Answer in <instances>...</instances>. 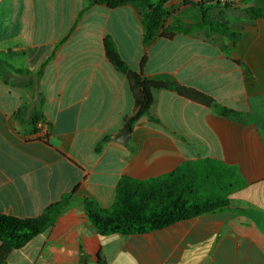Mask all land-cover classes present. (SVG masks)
Here are the masks:
<instances>
[{"label": "crops", "instance_id": "obj_1", "mask_svg": "<svg viewBox=\"0 0 264 264\" xmlns=\"http://www.w3.org/2000/svg\"><path fill=\"white\" fill-rule=\"evenodd\" d=\"M93 1L0 0V212L36 218L71 194L55 225L6 264H264V18L245 11L264 0L167 2L161 32L206 18L229 27L236 44L207 28L145 44L139 4ZM106 41L133 71L245 116L161 89L155 121L141 118L118 142L136 102ZM201 163L234 170L228 207L130 235H101L87 217L84 200L112 207L124 179Z\"/></svg>", "mask_w": 264, "mask_h": 264}, {"label": "trees", "instance_id": "obj_2", "mask_svg": "<svg viewBox=\"0 0 264 264\" xmlns=\"http://www.w3.org/2000/svg\"><path fill=\"white\" fill-rule=\"evenodd\" d=\"M169 0H94L116 8L128 3H137L143 9L144 43L148 44L158 37L170 38L175 32L192 33L207 28L213 33L228 37L234 44L236 35L225 25H215L204 19L201 25L187 29H174L170 33L162 31L169 13L166 4ZM246 14L252 19L264 18V9L246 8ZM107 55L112 64L124 73L130 83L136 102L134 115L127 122L131 129L143 117L155 121L151 115L154 94L157 90L167 89L179 95L210 107L217 115L226 118L243 117L231 108L221 105L211 97L198 91L183 87L172 81H154L142 73L133 71L120 57L115 44L106 41ZM183 168L180 170L182 171ZM149 181L124 179L117 190L115 203L103 209L92 200H84L87 217L101 235L144 234L167 228L175 223L192 219L203 213L226 208L230 205L225 195L238 184L233 183L234 170H220L208 163L195 167L186 166L184 171ZM236 181V180H235ZM241 184V182H240ZM224 193V196H218ZM71 194L51 205L36 218H18L0 212V264H6L7 258L17 249L24 247L33 238L52 228L59 215L67 207ZM98 264H107L99 259Z\"/></svg>", "mask_w": 264, "mask_h": 264}, {"label": "water", "instance_id": "obj_3", "mask_svg": "<svg viewBox=\"0 0 264 264\" xmlns=\"http://www.w3.org/2000/svg\"><path fill=\"white\" fill-rule=\"evenodd\" d=\"M130 135H131V130L125 127L119 132L116 140L120 143H126L129 140Z\"/></svg>", "mask_w": 264, "mask_h": 264}, {"label": "rangeland", "instance_id": "obj_4", "mask_svg": "<svg viewBox=\"0 0 264 264\" xmlns=\"http://www.w3.org/2000/svg\"><path fill=\"white\" fill-rule=\"evenodd\" d=\"M216 25V24H215Z\"/></svg>", "mask_w": 264, "mask_h": 264}]
</instances>
